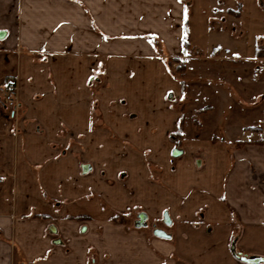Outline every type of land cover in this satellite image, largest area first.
Returning a JSON list of instances; mask_svg holds the SVG:
<instances>
[{"label":"crops","instance_id":"obj_1","mask_svg":"<svg viewBox=\"0 0 264 264\" xmlns=\"http://www.w3.org/2000/svg\"><path fill=\"white\" fill-rule=\"evenodd\" d=\"M185 1L0 0V83L18 88L17 108L0 106V264L264 258L263 130L208 136L191 118L212 105H191L161 56L184 50ZM258 42L250 67L264 86V32Z\"/></svg>","mask_w":264,"mask_h":264},{"label":"rangeland","instance_id":"obj_2","mask_svg":"<svg viewBox=\"0 0 264 264\" xmlns=\"http://www.w3.org/2000/svg\"><path fill=\"white\" fill-rule=\"evenodd\" d=\"M226 1L227 6L234 10V15L229 17L233 22L223 23L221 26L222 22L215 21L217 13L214 10L218 6L219 8L226 6ZM185 2L188 48L182 50V54L161 56H164L168 64V72L180 83L184 80L187 83L191 105L194 103L201 106L212 105L213 109L208 113V117L194 115L191 118L192 124L198 125L200 121L208 136L215 137L216 140L223 137L228 141L235 142L238 139L239 142H245L246 138L252 135L245 132L252 127L255 130L257 127L261 128L264 135V86L261 80L256 81L261 71L253 72L251 69L255 45H260L258 37L264 32L263 0ZM82 24L85 26V22ZM184 27L186 30V25ZM229 33H233L234 38H230ZM143 36L155 44L156 40L152 35ZM252 78L255 83H252ZM230 81H234V84H230ZM175 107L181 111L178 102L175 103ZM187 120L182 110L176 129L180 124L183 126ZM254 137L262 136L258 133ZM179 138L176 142L182 140V132ZM127 215L129 214H124L126 218ZM130 218L134 219V215ZM155 224L153 221L147 223L146 229L150 234L155 227L168 230L161 221Z\"/></svg>","mask_w":264,"mask_h":264},{"label":"water","instance_id":"obj_3","mask_svg":"<svg viewBox=\"0 0 264 264\" xmlns=\"http://www.w3.org/2000/svg\"><path fill=\"white\" fill-rule=\"evenodd\" d=\"M5 32L4 31H0V39H3L5 37ZM180 152L178 151H174L173 152V156H177L179 155ZM198 164V163H197ZM83 171L86 172L88 170V166L85 165L82 167ZM144 220H145V215L144 214H140L138 216V221H137V225L141 226V225H144ZM163 223L165 225H170V219L168 217V215L165 213L164 214V219H163ZM49 230L52 232V233H55L56 229L51 226L49 228ZM153 234L156 236V237H159V238H168V235L161 229H155L153 231ZM56 244H60V241H55ZM232 251H233V248H232ZM240 259V261L242 262H245V263H249V264H257V263H260V262H264V258H247V257H242L241 255L238 254V257Z\"/></svg>","mask_w":264,"mask_h":264},{"label":"built area","instance_id":"obj_4","mask_svg":"<svg viewBox=\"0 0 264 264\" xmlns=\"http://www.w3.org/2000/svg\"><path fill=\"white\" fill-rule=\"evenodd\" d=\"M17 105V84L10 77L0 83V106L14 110Z\"/></svg>","mask_w":264,"mask_h":264},{"label":"trees","instance_id":"obj_5","mask_svg":"<svg viewBox=\"0 0 264 264\" xmlns=\"http://www.w3.org/2000/svg\"><path fill=\"white\" fill-rule=\"evenodd\" d=\"M185 36H184V38H183V48H184V50H187V48H188V42H187V34H186V32H185V34H184ZM257 54H259V53H257ZM184 82L183 81H181V84H183ZM181 132H182V126H181V124L179 125V127H178V129L176 130V137H177V139H180L179 138V136L181 135Z\"/></svg>","mask_w":264,"mask_h":264}]
</instances>
